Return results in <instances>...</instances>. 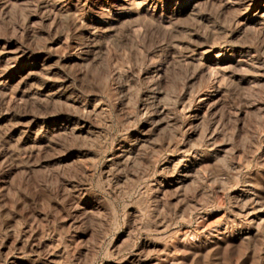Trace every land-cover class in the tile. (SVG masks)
<instances>
[{
  "label": "rangeland",
  "instance_id": "obj_1",
  "mask_svg": "<svg viewBox=\"0 0 264 264\" xmlns=\"http://www.w3.org/2000/svg\"><path fill=\"white\" fill-rule=\"evenodd\" d=\"M0 264H264V0H0Z\"/></svg>",
  "mask_w": 264,
  "mask_h": 264
},
{
  "label": "bare ground",
  "instance_id": "obj_2",
  "mask_svg": "<svg viewBox=\"0 0 264 264\" xmlns=\"http://www.w3.org/2000/svg\"><path fill=\"white\" fill-rule=\"evenodd\" d=\"M262 15V14H261Z\"/></svg>",
  "mask_w": 264,
  "mask_h": 264
}]
</instances>
